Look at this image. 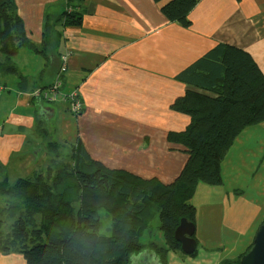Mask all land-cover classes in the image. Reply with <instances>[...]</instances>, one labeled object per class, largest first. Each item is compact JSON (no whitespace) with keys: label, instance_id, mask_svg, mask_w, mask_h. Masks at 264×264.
I'll use <instances>...</instances> for the list:
<instances>
[{"label":"crops","instance_id":"crops-1","mask_svg":"<svg viewBox=\"0 0 264 264\" xmlns=\"http://www.w3.org/2000/svg\"><path fill=\"white\" fill-rule=\"evenodd\" d=\"M15 1L37 47L24 46L12 58L15 73L0 69V161L20 160L22 176L31 173L35 155L47 154L51 140L73 151L81 147L111 169L170 183L189 155L168 134L190 119L172 103L187 89L207 91L178 74L219 44L246 51L264 73V0H197L189 26L166 17L162 7L170 0H75L80 26L63 24L59 0ZM22 51L37 58L16 61ZM63 55L62 92L80 87V116L63 94L53 102L29 96L53 82L60 68L54 61ZM0 61L8 59L0 54ZM263 159L262 125L245 127L221 162L222 184H199L192 199L200 256L185 259L181 247L167 252V264H220L248 249L264 221ZM139 258L136 264H164L154 253ZM0 264L27 262L20 253L0 252Z\"/></svg>","mask_w":264,"mask_h":264},{"label":"trees","instance_id":"trees-1","mask_svg":"<svg viewBox=\"0 0 264 264\" xmlns=\"http://www.w3.org/2000/svg\"><path fill=\"white\" fill-rule=\"evenodd\" d=\"M59 1L64 5L59 16L63 24L80 26L83 16L72 4L75 0ZM196 2L170 0L162 11L169 20L189 26ZM24 46L37 47L27 35L16 1L0 0V54L8 59L0 69L15 73L12 58ZM55 62L60 68L53 82L63 60ZM177 78L207 91L187 89L172 103V109L190 117L185 129L168 134V140L189 155L174 181L111 169L80 146L73 151L50 140L47 154L40 156L45 157L44 166L15 181L9 178L8 163L0 161V252L20 253L27 264H136L142 254L154 253L167 264V252L181 250L174 236L180 219L196 224L192 199L199 184L221 185V162L235 138L245 127L264 121V73L242 49L219 44ZM75 88L76 97H81L80 87ZM41 98L32 101L56 99ZM103 210L110 220L106 227ZM157 218L163 244L153 237ZM8 220L11 226L6 230ZM244 253L220 264H240Z\"/></svg>","mask_w":264,"mask_h":264},{"label":"water","instance_id":"water-1","mask_svg":"<svg viewBox=\"0 0 264 264\" xmlns=\"http://www.w3.org/2000/svg\"><path fill=\"white\" fill-rule=\"evenodd\" d=\"M195 231V223L186 217L180 219L175 229V239L181 243L182 250L187 254L196 250ZM240 264H264V221L259 225L250 248L241 256Z\"/></svg>","mask_w":264,"mask_h":264},{"label":"rangeland","instance_id":"rangeland-1","mask_svg":"<svg viewBox=\"0 0 264 264\" xmlns=\"http://www.w3.org/2000/svg\"><path fill=\"white\" fill-rule=\"evenodd\" d=\"M27 47L26 48L23 47L24 48L23 50L24 51H28V50H30L32 48L35 49V47H29V46H27ZM31 53H33V52L31 51ZM23 57L27 58L28 61H30L31 63H32V59H36L37 58L35 56V57H32V59H30V56L27 55V54H25L22 51L16 57V61L21 62V63H25L26 61L23 60ZM11 63H14V62L12 61ZM48 79H49V77H48V75H46V78H44V80L47 81ZM43 88H45V87H42L40 89H43ZM51 88H52V86L49 89H51ZM40 89L37 88V89L34 90V92L33 91L29 92V96L32 97V96H35L36 93H39V92L41 93V90ZM49 89H47V90H49ZM63 92L66 93L65 91H63ZM258 124L262 125V128L264 129V121H262L260 123H256V125H258ZM22 155H24V154H22ZM19 156H21V155H19ZM19 156H18V158L20 159ZM40 156H43V154L42 155H39L38 158H37V156H34L33 157V160H32V170H31V172L34 171V169H40V168H42L44 166V164H45V162H44L45 157L42 158ZM19 161L20 160L13 159V160L10 161V163H8L9 164L8 165L9 178H10L11 181H15L19 176H22L25 173H27V171H23V169L22 170L21 169H18L17 170ZM263 162H264V159H263ZM203 184H205V183H200V185H203ZM199 196H201V193L199 194ZM107 215H108V213L105 210L101 211V216H103V220H104L105 227L108 226V225H110V220H108L106 218ZM158 224H159V219L157 218V220L155 221V227L153 229V237H155V238L163 237L162 230L158 227ZM10 226H11V220H8L5 223L6 230L10 229ZM200 250H201V247L199 246L198 249H196L195 253H193V254H187V253H185L183 251H181L180 253H181L182 257H185V259H189V257H192L194 255H197L199 257L200 256ZM180 264H182V261L180 262Z\"/></svg>","mask_w":264,"mask_h":264},{"label":"built area","instance_id":"built-area-1","mask_svg":"<svg viewBox=\"0 0 264 264\" xmlns=\"http://www.w3.org/2000/svg\"><path fill=\"white\" fill-rule=\"evenodd\" d=\"M66 59L67 56L63 55L62 56V60H63V64L61 67V74L57 77V79L50 84L49 86H46L41 90V93H36L35 96L32 97H36L38 99H42L41 97H45L46 99H49V101L55 99L56 97H58L59 95L63 94L65 98L71 99L72 103L70 104V108L71 111L73 112V114H77L79 115L82 112V107H83V103H82V99L81 97H76L77 95V88L73 87V90H71L69 92V94L67 93H63L62 92V86H63V78H62V74L66 71L67 66H66ZM52 86L51 89H49ZM49 89V90H47ZM34 92V91H33ZM67 99V100H68Z\"/></svg>","mask_w":264,"mask_h":264}]
</instances>
